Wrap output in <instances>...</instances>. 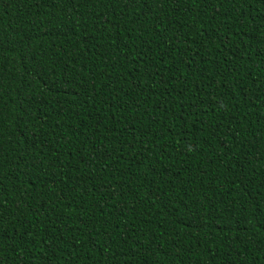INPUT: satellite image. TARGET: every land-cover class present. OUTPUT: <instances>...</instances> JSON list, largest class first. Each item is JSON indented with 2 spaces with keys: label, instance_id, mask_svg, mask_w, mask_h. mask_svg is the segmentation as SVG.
Returning a JSON list of instances; mask_svg holds the SVG:
<instances>
[{
  "label": "trees",
  "instance_id": "16d2710c",
  "mask_svg": "<svg viewBox=\"0 0 264 264\" xmlns=\"http://www.w3.org/2000/svg\"><path fill=\"white\" fill-rule=\"evenodd\" d=\"M0 264H264V0H0Z\"/></svg>",
  "mask_w": 264,
  "mask_h": 264
}]
</instances>
